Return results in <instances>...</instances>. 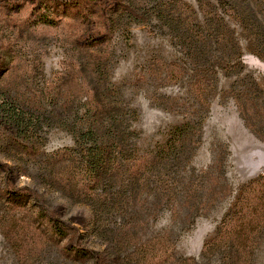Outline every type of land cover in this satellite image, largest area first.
I'll list each match as a JSON object with an SVG mask.
<instances>
[{
    "label": "rangeland",
    "instance_id": "obj_1",
    "mask_svg": "<svg viewBox=\"0 0 264 264\" xmlns=\"http://www.w3.org/2000/svg\"><path fill=\"white\" fill-rule=\"evenodd\" d=\"M164 1L0 0V264H264V35L241 0H179L226 38L205 60ZM88 118L127 146L100 184Z\"/></svg>",
    "mask_w": 264,
    "mask_h": 264
},
{
    "label": "trees",
    "instance_id": "obj_2",
    "mask_svg": "<svg viewBox=\"0 0 264 264\" xmlns=\"http://www.w3.org/2000/svg\"><path fill=\"white\" fill-rule=\"evenodd\" d=\"M79 1V2H78ZM74 2V0H70V2H74L78 5L81 2H88L91 0H78ZM102 3V0H95ZM243 1L245 7H247L250 14L253 15V20L251 25L255 28H259L260 33L264 35V0H241ZM239 1H237V5ZM182 7V3L179 0H171L162 2L161 7L159 9H151L150 14H155L159 18H163L165 20V25L171 29H174L180 25L188 28L187 31L191 34L196 33L194 36V40L199 44L205 43V60L208 58V47L212 41L225 43L226 38H224L222 33L219 31L210 34L207 29L204 32L200 29H196V25L191 27V24L196 22V18L193 17L189 22L186 19H182L180 17H176V21L173 17V13L175 11V7ZM179 7V8H180ZM127 9V8H126ZM131 12L133 10L130 9ZM237 13H239L240 18L249 20L248 15L241 8L235 9ZM194 13V12H193ZM185 28V30H186ZM214 38V39H213ZM198 40V41H197ZM264 46V40L262 41ZM200 48V46H198ZM81 127L77 134V145L79 146L80 156L83 158V166L85 167L87 173L91 177V180L96 184H100L104 180L114 179L115 173H122L120 169L123 166L122 162L119 161L121 158H125L126 144L124 142V138L120 136V129L118 126V121L115 118H109L107 120H99L98 118H88L81 121ZM139 169L136 171H132L130 174L131 178H135V176L139 173ZM122 174L119 179H123ZM51 223L55 227L56 231L61 232V226H58V223H61L60 220L56 218H50ZM63 232V231H62ZM91 255V257L95 260L93 264H103V259L101 254L95 251H85Z\"/></svg>",
    "mask_w": 264,
    "mask_h": 264
}]
</instances>
